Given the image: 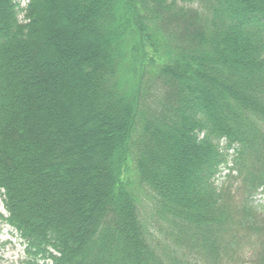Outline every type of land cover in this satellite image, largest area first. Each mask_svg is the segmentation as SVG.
Returning a JSON list of instances; mask_svg holds the SVG:
<instances>
[{"label":"trees","instance_id":"obj_1","mask_svg":"<svg viewBox=\"0 0 264 264\" xmlns=\"http://www.w3.org/2000/svg\"><path fill=\"white\" fill-rule=\"evenodd\" d=\"M262 187L264 0H0L28 263L264 264Z\"/></svg>","mask_w":264,"mask_h":264},{"label":"rangeland","instance_id":"obj_2","mask_svg":"<svg viewBox=\"0 0 264 264\" xmlns=\"http://www.w3.org/2000/svg\"><path fill=\"white\" fill-rule=\"evenodd\" d=\"M27 0H20V5L24 6ZM22 18V15H20ZM257 204L264 205V191L259 190L255 195ZM0 211L5 213L1 195H0ZM24 246L21 244L20 239L17 237L15 231L10 229L7 225L3 224L0 233V264H30V258L23 250ZM248 262V260H245Z\"/></svg>","mask_w":264,"mask_h":264}]
</instances>
